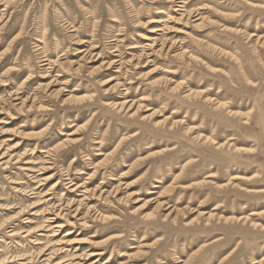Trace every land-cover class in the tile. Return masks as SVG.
Masks as SVG:
<instances>
[{
	"label": "rangeland",
	"instance_id": "1",
	"mask_svg": "<svg viewBox=\"0 0 264 264\" xmlns=\"http://www.w3.org/2000/svg\"><path fill=\"white\" fill-rule=\"evenodd\" d=\"M175 1L0 0V264H264V0Z\"/></svg>",
	"mask_w": 264,
	"mask_h": 264
},
{
	"label": "bare ground",
	"instance_id": "2",
	"mask_svg": "<svg viewBox=\"0 0 264 264\" xmlns=\"http://www.w3.org/2000/svg\"><path fill=\"white\" fill-rule=\"evenodd\" d=\"M171 1L173 2V0H171ZM176 1H177V0H176ZM176 1H175V2H176ZM183 3H184V2H183L182 0H181V1H178V5L176 6L178 9L176 10V12H177V11H179V12L182 11L181 9L183 8V6H182L181 4H183ZM186 7H187V6H186ZM156 31H160V30H156ZM156 31L153 30L154 33H156ZM45 66H46V65H45ZM115 68H118V69H119V68H121V65H118V66L115 67ZM109 105H110V104H109ZM130 107H131V106H130ZM130 107H129V108H130ZM197 137L200 138L201 136H197ZM222 146H223V145H219V147H222ZM69 184L71 185L72 183H69ZM70 187H71V188L74 187L73 184H72ZM74 191H75V190H74ZM72 192H73V191H72ZM244 219H246V218H242L241 220H244ZM59 227H60L59 225H56V228H59ZM94 255H97V254H94Z\"/></svg>",
	"mask_w": 264,
	"mask_h": 264
}]
</instances>
